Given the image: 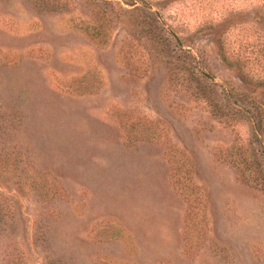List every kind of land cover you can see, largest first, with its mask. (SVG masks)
I'll return each instance as SVG.
<instances>
[{
    "label": "rangeland",
    "instance_id": "374dc122",
    "mask_svg": "<svg viewBox=\"0 0 264 264\" xmlns=\"http://www.w3.org/2000/svg\"><path fill=\"white\" fill-rule=\"evenodd\" d=\"M263 1L0 0V107L19 125L16 174L11 149L0 164V264H45L42 222L66 264H264V118H250L264 86L218 46L223 21ZM144 4L216 82L210 97L171 84ZM256 26L224 28V51L250 50Z\"/></svg>",
    "mask_w": 264,
    "mask_h": 264
},
{
    "label": "trees",
    "instance_id": "16d2710c",
    "mask_svg": "<svg viewBox=\"0 0 264 264\" xmlns=\"http://www.w3.org/2000/svg\"><path fill=\"white\" fill-rule=\"evenodd\" d=\"M134 5L135 3H130ZM146 4L137 7L134 6V9L139 10L144 19L142 23L149 24L151 27V37L156 45V54L160 56L159 61H164L170 66V80L171 84L175 86H181L184 91L188 92L196 100L207 99L211 96V93L214 91L216 82L212 80L207 73L196 69L197 65V56H195L189 49H184L178 44L171 46L172 38L169 35V31L165 28L163 20L158 13L152 11L151 8H146ZM261 10L264 9V1L262 2ZM259 10L257 5L253 6V9L243 12H236L234 16L226 19L221 24V30L218 37V46L220 49V56L222 60L226 61L229 64H233L240 73V81L243 83H254L258 86H264V13L259 15L257 11ZM252 11H255L253 13ZM254 14V15H253ZM249 21H254L257 23L254 33H257L256 39L257 42H253L249 46L251 49L246 51L245 48L242 52H238L236 55H229L224 51V44L222 40L223 32L226 31L224 28L229 26H244L248 24ZM223 30V31H222ZM175 37V35H173ZM176 38V37H175ZM178 40V39H177ZM260 45V46H259ZM248 53V55H245ZM253 55V60L249 62V56ZM259 73L263 71V74L258 76L255 81L252 77H249L248 72H251L252 69H258ZM213 104V103H212ZM216 108V102L213 104ZM252 114L250 115L251 120L254 121V128L260 127L261 120L264 118V111L257 106V103H254V108L252 109ZM259 116H258V115ZM5 113L1 111L0 107V164L5 161L8 165V161L5 159L3 151L11 149V153L7 154L8 156L12 155L10 158V165L15 169L17 168L18 158L17 155V145L16 140H13L12 135L15 134V130L19 129V125H16L13 120L9 117L4 118ZM254 118H258L254 120ZM256 124V125H255ZM16 152V153H15ZM3 154V155H2ZM4 156V157H3ZM15 176V175H14ZM48 223L45 222L41 224V230L38 231L34 239V244L40 247V252L45 261V264H66V261L61 257H57L55 253L51 250L48 245V236L46 228ZM4 228H0V232L4 231ZM36 247V248H37Z\"/></svg>",
    "mask_w": 264,
    "mask_h": 264
}]
</instances>
